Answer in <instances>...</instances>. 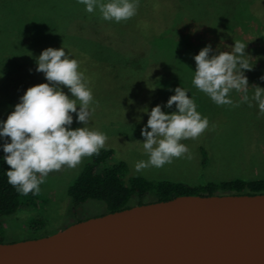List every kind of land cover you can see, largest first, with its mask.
<instances>
[{
  "label": "rangeland",
  "instance_id": "rangeland-1",
  "mask_svg": "<svg viewBox=\"0 0 264 264\" xmlns=\"http://www.w3.org/2000/svg\"><path fill=\"white\" fill-rule=\"evenodd\" d=\"M86 15L90 18L100 13L98 9L86 12L85 6L77 0H0V72L3 73L0 77V120L7 118L29 86L46 82L44 74L35 70L36 57L41 51L49 46H64L70 58L79 62V70L92 90L90 107L94 110L86 126L106 134L104 147L114 150L111 161L123 159L130 171L148 178L186 183L264 177V114H259L257 108L252 110L251 106L236 102L237 92L229 95L238 106L215 104L192 84L195 69H190L186 51L181 54L185 47L198 52L207 44L212 46L210 55L218 54V51H231L235 41H240L246 44V59L252 67L264 64V0H139L133 17L108 22L124 33L137 31L146 41L156 42L160 36L167 38L157 42L163 50L143 73L109 66L101 60L75 53L74 47L87 46V40L93 37L87 29L81 31L79 19ZM118 34L123 36L120 31ZM173 34L185 41L179 43L181 53H178L177 44H168ZM262 69L242 71L248 81L253 77L260 80L259 76H264ZM260 81L259 86L264 87ZM177 86L189 90L197 111L208 118V127L197 138L181 141L188 147L190 158L185 154L174 157L162 167L150 166L136 172L134 165L148 160L143 149L145 138L141 135V128L148 119L145 107L150 111L159 103L163 111H175V103L171 108L164 104ZM61 87L71 97L67 87ZM83 126L73 113L71 127ZM5 139L10 142V138ZM5 139H0V144ZM200 144L209 153L204 166L200 163ZM87 158H82L75 168L65 165L50 172L39 186L40 191L33 194L13 219L1 218L4 225L0 241L49 234L73 221L104 213V206L98 200L88 199L78 206L68 202L67 187ZM34 219L41 224L32 236L30 222Z\"/></svg>",
  "mask_w": 264,
  "mask_h": 264
},
{
  "label": "clouds",
  "instance_id": "clouds-1",
  "mask_svg": "<svg viewBox=\"0 0 264 264\" xmlns=\"http://www.w3.org/2000/svg\"><path fill=\"white\" fill-rule=\"evenodd\" d=\"M92 13L98 9L105 21L120 22L136 14L139 0H77ZM246 44L235 41L231 51H218L210 55L211 44L202 47L193 56L196 69L192 84L205 93L217 105H232L229 93L242 92L241 102L255 101L259 114H264V87L254 86L251 99L248 96V79L242 70H251L253 64L246 59ZM37 72H42L46 82L29 86L19 97L6 119L0 120V148L6 154L3 159L10 166L5 171L7 181L21 194L40 191V185L52 171L63 166L75 168L82 158L98 155L107 136L104 132L86 125L94 110L92 90L79 62L70 58L65 47H47L36 57ZM3 73L0 72V77ZM264 79V76H261ZM61 86H65L71 97ZM181 86L174 89L164 107L176 110L165 112L161 104L151 107L146 125L141 128L145 138L143 149L148 160L134 165L136 172L152 167H162L172 159L190 153L182 140L195 139L208 127V118L197 111V105ZM78 101L79 103H77ZM79 105V108H77ZM73 113L83 127L73 128ZM150 129V130H149Z\"/></svg>",
  "mask_w": 264,
  "mask_h": 264
},
{
  "label": "water",
  "instance_id": "water-1",
  "mask_svg": "<svg viewBox=\"0 0 264 264\" xmlns=\"http://www.w3.org/2000/svg\"><path fill=\"white\" fill-rule=\"evenodd\" d=\"M0 264H264V192L177 195L0 242Z\"/></svg>",
  "mask_w": 264,
  "mask_h": 264
},
{
  "label": "trees",
  "instance_id": "trees-1",
  "mask_svg": "<svg viewBox=\"0 0 264 264\" xmlns=\"http://www.w3.org/2000/svg\"><path fill=\"white\" fill-rule=\"evenodd\" d=\"M99 17L93 15V17L89 18L86 15V18L79 19L82 27L81 31L87 29L89 31L88 33L91 32L93 37H90L91 40H87V46L79 44V46L74 47L75 53L101 60L109 66H117L123 70H135L141 73L147 72L150 67V61L155 59L157 54L163 50V46L157 45V42H161L167 38L160 36L156 39V42L154 40L146 41L140 37L137 31L124 33L117 29L115 24L109 23ZM117 31H120L123 36L121 37ZM62 32L65 33V31ZM136 40H142L143 42H136ZM168 40L170 41L168 44H177L178 53H181L179 43L185 42L181 39V36L173 34ZM185 51L188 59H190L188 62L190 69H196V62L193 56L198 52H194L185 47V50L181 54L184 55ZM259 67L263 68L261 71L263 72L264 64L252 68L253 70H257ZM259 77L264 83V79H261V76ZM253 78L248 81L249 99H251L254 93V86L261 84L260 80ZM232 92L237 91L233 90L229 94ZM242 96V92H237V100L235 97L236 102L239 101L243 105H249L247 102H241ZM255 108L258 109L256 102L251 101V109L254 110ZM255 117H257V114ZM198 149L201 166H204L209 157V153L207 154V150L201 144ZM5 155L3 149H0V235L3 232L4 225L1 218L13 219L16 213L21 210V207L24 204H28L33 196L32 192L27 195L21 194L15 187L8 183L5 171L10 166L3 159ZM113 156V148L103 147L100 149L98 155L87 158L81 170L67 187L68 202L70 205L78 206L88 199H94L102 202L105 213L143 202L166 200L177 195L213 194L215 192L247 194L264 192V177L249 179L242 177L220 180L208 179L195 183H186L165 178H148L130 171L129 164L123 159L111 161ZM40 224L41 222L35 219L30 222V227L33 231L32 236L35 235Z\"/></svg>",
  "mask_w": 264,
  "mask_h": 264
}]
</instances>
